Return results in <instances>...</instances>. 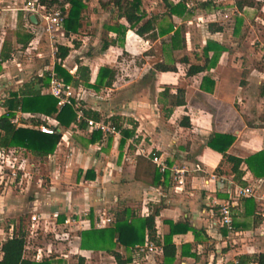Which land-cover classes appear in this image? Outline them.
<instances>
[{"label":"crops","instance_id":"crops-1","mask_svg":"<svg viewBox=\"0 0 264 264\" xmlns=\"http://www.w3.org/2000/svg\"><path fill=\"white\" fill-rule=\"evenodd\" d=\"M95 1L101 20L107 19L101 23L103 39L86 29L92 17L84 9L76 33L65 35L62 29L63 36L47 37L52 51L37 50L34 62L22 63L19 55L35 49L30 47L37 39L33 27L44 20L25 9L27 0H0V115L10 91L45 75L49 81L60 63L77 81L69 83L85 91L84 110L97 114L91 118L118 128V134L103 138L83 121L59 125V142L42 157L19 146L0 147L37 167L22 189L0 191V245L20 227L26 235L33 213L49 222L58 213L57 223L75 220L70 239L57 241L48 254L46 244L27 237L24 257L116 264L103 250L80 248L78 235L112 225L114 215L127 210L136 218L154 215L161 243L173 225L188 227L171 235L175 255L169 264H233L241 255L264 253V176L255 174L264 162V0H157L158 10L141 0L140 24L151 22L142 35ZM178 3L184 4L183 11H169V4ZM113 26L118 30L109 28ZM59 44L70 47L62 60L56 58ZM126 53L141 58L140 77L118 83L117 59ZM78 66L88 69L87 83L79 78ZM191 66L204 70L188 74ZM101 67L114 70L115 77L109 87L97 90L88 84L95 83ZM47 87L41 93L49 94ZM178 100L183 102L174 104ZM41 115L15 111L14 124L30 128L38 121L37 128ZM124 130L133 133L126 136ZM152 152L167 164L164 173L151 162ZM234 159L241 160L239 175ZM174 169L183 171L182 183L174 178ZM248 186L251 194L240 195ZM225 202L231 211L230 233L215 223L218 205ZM102 215L112 222L96 227ZM37 248L43 254L35 260ZM131 248L114 249L131 262ZM156 261L164 264L163 255Z\"/></svg>","mask_w":264,"mask_h":264},{"label":"trees","instance_id":"trees-1","mask_svg":"<svg viewBox=\"0 0 264 264\" xmlns=\"http://www.w3.org/2000/svg\"><path fill=\"white\" fill-rule=\"evenodd\" d=\"M85 0H38L41 5L46 8L52 5L60 6L65 17L63 20V30L65 35L76 33L81 26V19L83 10L86 5ZM100 7L110 13L115 12V18H124L129 28H135L136 33L142 35L144 32L150 30L151 22L146 21L140 24L142 14L139 12L141 0H98ZM240 6V1L238 2ZM64 6H67L66 9ZM171 12H178L184 10V4L178 3L175 6L168 5ZM118 30L117 26L109 27ZM29 39V38H28ZM27 43V41H26ZM107 44L104 45V47ZM70 47L66 44L57 45L56 58L64 59ZM160 70H167L164 66H158ZM55 74L64 82L74 81L68 71L61 67L60 63H55ZM202 66L189 67L188 74H196L202 72ZM79 78L83 82H88V69L86 67L77 68ZM45 79H34L35 81H28L21 85L17 90L10 91L8 97L4 101L6 112L0 115V147L19 146L31 152L35 156H47L51 154L57 143L60 140L61 133L59 131L53 134H46L39 131L35 126L38 121H34V125L28 127H17L10 120L14 116L15 111L41 113L46 116H53L60 126H70L76 122L75 110L65 105L61 108L57 107V100L50 94L41 93V87H46L49 83L47 76ZM115 77V71L107 67H101L98 71L95 83L88 86L94 89L109 87ZM73 80V81H71ZM183 101L178 100L174 104H181ZM84 115L88 117L97 118V114L90 110H83ZM113 121L118 124L119 121L113 118ZM126 136L133 133L132 130H124ZM212 146V145H211ZM231 158V157H228ZM235 164L233 170L236 175H239L237 169L240 159H234ZM158 171V170H157ZM159 172V171H158ZM257 176H264V162L258 164V169L255 170ZM159 177V176H157ZM155 214V213H154ZM185 225H173L168 236L164 238L161 243L157 236L154 225V215H149L144 218L132 217L127 210L114 215L112 225L104 228L90 227L79 233L80 248L91 250H103L113 256L116 264H130V258L124 257L121 253L114 248L120 245L125 249L134 247L138 244H143L146 239L153 241L162 248V255L164 264H169L175 255V246L171 242V235L177 231H186ZM24 244H25V231L20 227L12 237L6 238L0 245V264H60L59 260L52 258H43L39 261H34L24 257ZM76 264H81L79 261ZM238 264H264V253H255L252 255H241L238 257Z\"/></svg>","mask_w":264,"mask_h":264},{"label":"built area","instance_id":"built-area-1","mask_svg":"<svg viewBox=\"0 0 264 264\" xmlns=\"http://www.w3.org/2000/svg\"><path fill=\"white\" fill-rule=\"evenodd\" d=\"M25 9L33 15H38L44 22V30L48 33L50 39H54L59 34L63 36V20L65 13L63 9L58 5H52L46 8L41 5L38 0H27ZM47 92L56 98L57 107L61 108L65 105L71 106L76 113V121L84 122L89 129V131H99L103 138L108 135L118 134V128L111 121H104L102 119L96 120L91 117L84 115L85 106L82 105L83 100L82 94L84 90L76 89L70 83L64 82L62 79L58 78L55 73L51 72L49 75V83L47 87ZM91 96L97 98L98 96L91 92ZM41 123L37 125V129L46 134H53L58 131L59 124L56 120L51 121V118L46 115H41L39 117ZM15 123L16 120L12 117L10 120ZM149 158L152 163L155 164L157 169L164 173L168 166L164 159L160 155L152 152L149 153ZM34 165L28 161L25 157H16L14 152L8 153L5 150H0V191H4L8 188L16 187L22 189L24 184L32 179L31 169ZM174 178L178 183H182L183 171L174 169ZM252 192L251 187H244L240 190L239 194L243 196L250 195ZM215 223L219 226L225 227L228 232L233 231L232 218L230 205L225 202L218 205L216 211ZM58 213H53L50 217L52 222L47 221V218L41 213H33L30 217V223L27 227V234L25 239L33 238L32 234L35 236L38 230H43L44 232H53V238L56 241L68 240L71 237L72 230L71 225L75 222L74 219L66 217L63 219L62 223H57ZM112 222L110 216L102 215L99 217L96 227H103ZM50 224V227H49ZM79 237V235H78ZM50 253V251H48ZM132 261L130 264H157L156 257L162 254V248L160 245H156L153 241L146 239L143 244L135 245L131 248ZM48 253V254H49ZM42 249L37 248L35 254V260L42 257ZM233 264H238V261H234Z\"/></svg>","mask_w":264,"mask_h":264},{"label":"rangeland","instance_id":"rangeland-1","mask_svg":"<svg viewBox=\"0 0 264 264\" xmlns=\"http://www.w3.org/2000/svg\"><path fill=\"white\" fill-rule=\"evenodd\" d=\"M24 3V2H23ZM148 4H150L153 8L157 9V0H148L147 1ZM160 8V7H159ZM158 10V9H157ZM85 13H88L89 15H91L92 20L90 21V25L91 28H86L88 29V31H91V33H93L94 35L97 34V31L100 33L98 37H101L102 39L104 38V36L106 35L104 30H102V25L101 23H105L107 21V19L105 18L104 20H101V10L98 7V4L96 3L95 0H90L89 2H87L86 7H85ZM27 22V21H26ZM29 24V22H27ZM44 23H42V25L40 27H33L34 31H36V36L37 39L35 40V42L30 46L35 48L34 50H32L31 54H26V55H19V61L22 63H25L26 61L30 60L32 62H34V60H36L35 57V53L37 52V50H45L48 51V53H50L52 51V47L50 45V42L48 41L47 37H49L48 33L44 30ZM101 26V27H100ZM90 40V39H89ZM34 51V52H33ZM120 58L117 59V63H116V70H117V75H116V79L118 81V83H121V81H131L132 79H137L140 77L139 75V68L141 67L142 61L141 58L138 55H134L132 53H126L125 55L123 54V56H119ZM36 62V61H35ZM37 167H33L31 169V171H35L34 173L37 174L36 171ZM26 214V213H25ZM24 215V214H23ZM27 215V214H26ZM26 215L24 217H26ZM24 226L26 228L27 225V221L26 218L24 219ZM53 232H44L43 230H38L37 235H33L32 241H34L36 243V245H41V243L43 245H45L46 247H48V249L45 248L46 252L51 250L53 251L54 246H56L57 241L53 238ZM69 240V239H68ZM68 240H61V242H65ZM51 249V250H49ZM49 253V252H48Z\"/></svg>","mask_w":264,"mask_h":264},{"label":"water","instance_id":"water-1","mask_svg":"<svg viewBox=\"0 0 264 264\" xmlns=\"http://www.w3.org/2000/svg\"><path fill=\"white\" fill-rule=\"evenodd\" d=\"M32 18H33V16H32Z\"/></svg>","mask_w":264,"mask_h":264}]
</instances>
